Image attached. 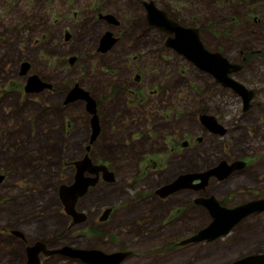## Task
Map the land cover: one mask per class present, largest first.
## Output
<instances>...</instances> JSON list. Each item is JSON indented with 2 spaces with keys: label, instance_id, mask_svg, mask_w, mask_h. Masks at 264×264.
I'll return each mask as SVG.
<instances>
[{
  "label": "rangeland",
  "instance_id": "1",
  "mask_svg": "<svg viewBox=\"0 0 264 264\" xmlns=\"http://www.w3.org/2000/svg\"><path fill=\"white\" fill-rule=\"evenodd\" d=\"M103 1L0 0V172L7 170L6 179L0 183V231L18 227L25 235V241H14L0 233V264H21L25 247L36 240L43 241L49 250L70 246L107 253L124 247L131 254L122 264H227L249 254L264 252V213L248 218L212 241L188 243L192 245L164 252L168 243L173 242L176 246L185 235L206 225L210 215L200 206L190 204L187 191L179 192L161 204L145 202L143 197L139 200L144 193L142 187L138 188L139 176L150 177L143 182L147 188L163 183L181 171L201 169L225 154L238 156L255 151L257 155H263L264 115L254 110V99L250 109L244 112L238 99H232L235 95L229 89L216 84L211 75L201 73L178 57L165 53V61L159 62L155 56H147L148 60L143 63L155 62L157 65L146 72L160 74L159 79L167 88L160 111L168 122L171 123L173 118L177 122L185 121L183 126L187 128L186 121L190 118L187 109L199 105L194 103L202 101L205 110L214 112L213 108L219 107L217 104L221 106L214 101L217 94L231 98L222 103L229 111L228 115L219 119L228 130L227 135L207 134L204 143L194 150L168 153L164 144V130L168 129L162 125L163 117L160 116L159 128L157 117L152 118L148 112L156 106L148 107L143 113L137 101L130 103L128 95L122 93L124 83L118 81L117 61L102 68L110 70L111 74L118 72L110 95L100 83V79L106 78L105 72L98 69L103 62L89 42L91 37L97 40L101 33V26L92 20L93 9L102 3L100 9L118 15L127 6L126 0ZM156 1L179 18L181 24L198 26L205 46L212 49L216 46L213 35L220 39L225 57L243 65L240 70L231 72L230 78L256 92L258 97L264 96L260 93L264 91V0ZM126 15L132 18L129 12ZM66 25L73 35L68 42L62 34ZM241 48H259L260 52L251 53L247 55L248 60L242 61ZM50 49L58 51L53 53ZM118 51V58L125 61L124 51ZM74 52L87 60L80 58L73 65H63L65 57ZM24 61L30 64L29 72L52 82L57 90L36 97L21 93L26 79V75H20V65ZM165 62L169 65L165 66ZM77 82L100 101L104 128L89 155L110 163L116 171V181L113 186L100 183L80 198L77 207L87 219L68 229L69 219L58 198L59 187L73 182L74 167L66 163L87 154L84 147L90 138L91 115L84 104L63 105L66 87L68 90ZM150 87L154 99L160 90L153 85ZM205 98L213 100L205 101ZM133 124L136 128L129 127ZM145 133L149 134V139ZM141 138L148 139L149 145H160L161 148L147 147L141 151L127 148L129 145L144 146ZM144 152L155 155L158 161L165 157L171 160L159 171L142 168L138 172L136 164H143L140 159ZM174 155H178L176 160ZM263 168L262 159L255 168L256 176L252 178V174L245 181H256ZM134 180H137L135 189H129L127 185ZM239 200L243 198L234 202ZM170 202H176L180 211L167 222L168 209L172 207ZM105 204L113 205L116 210L112 221L99 223L97 212ZM40 254V264H86L59 253Z\"/></svg>",
  "mask_w": 264,
  "mask_h": 264
},
{
  "label": "flooded vegetation",
  "instance_id": "2",
  "mask_svg": "<svg viewBox=\"0 0 264 264\" xmlns=\"http://www.w3.org/2000/svg\"><path fill=\"white\" fill-rule=\"evenodd\" d=\"M127 6L123 8V12L121 14H114L112 11L105 9L102 10L99 7H101L100 3L97 5V8L93 9V15L92 20H95L100 26H101V33L97 40H93L94 38H90V44L93 45V48L95 49V54L100 58V60L103 62L101 67L98 69L102 72H105L104 75L106 78L100 79V83L103 87L106 88V94L110 95L112 92L113 87L111 85H115V77L118 75V72L116 74L109 73L110 70H103L102 68L109 64V62L117 61V64L115 66L118 67V71L120 73V76L118 77V81L124 83V87L122 88V93L128 95V99H130V103L138 102V105L142 106V111L145 113L147 111L148 107L156 106L155 108H150L149 113L152 118L155 116L157 117L158 121L160 119V116L163 117V124L167 127V131L164 130L165 135V147L168 151V153L172 152H178L182 150V152L186 149L188 150H194V148L198 147L200 144L204 143L205 137L207 134H210L209 136H225L228 134V130H226V127L220 122L219 119H222V116L228 115V110L224 109L222 107L223 101L227 99H231L230 97L226 96V99L223 95L217 94L215 98L216 103H221V106L217 104L219 107L213 108L214 112H210L209 110L204 109V105L202 101H199L198 106H195L192 110L187 109L190 118L188 117L186 124L187 128L183 126V123L181 121H175V118H173V121L170 123L166 119V115L162 114L160 111V106L163 102H165L166 97V91L167 88H165V85L162 84V81L159 79L160 74H148L146 71L151 68L153 70V67H155L157 64L153 62V64H147L143 63L146 60H148L147 56H155L157 58V61H165L164 54L169 53L170 55L178 57L182 62H185L191 67H195L201 73H205L206 75L213 77V79L216 81V84L220 85L223 88L229 89L235 96L232 97V99L237 98L238 102L241 104V108L244 112L248 111L251 107V101L253 100V106L254 110H257L259 114L264 115V106L262 103H264V96L261 98L257 96V93L246 89L245 90H235L237 88H233L232 86H229V84L224 83L222 81H219L217 77H215L210 72L206 71L205 69H202L198 67L194 62L188 59L187 55L178 52V50L175 48V44L172 41H169L170 38L174 37V34H168L167 32H163L161 30V26H158L155 23H159L162 18L153 17L152 21H154V24L150 23L151 16L149 15L151 12V7H149L148 3L151 2L154 8H157L159 10H162L166 13L167 18L169 20L174 21L178 24H180L182 27H192L191 26H185L180 23V21L172 16L162 5H160L156 0H126ZM105 2V0L103 1ZM112 1L109 2V4ZM125 2V0L123 1ZM123 4V3H122ZM121 4V5H122ZM126 12H129V14H132V18H129L126 15ZM194 19L193 17H191ZM194 28L198 29V34L200 35V29L198 26H194ZM69 30V26H64L62 29V34L64 36V40L68 42L73 38V35ZM200 37V36H199ZM214 40L216 41V46L212 49L211 47H207L204 44V47L211 51V52H219L224 57V52L222 51V44L219 42L220 39H217L215 35H213ZM201 40V39H200ZM202 42V41H201ZM203 43V42H202ZM88 45V42L86 43ZM101 46L105 47V50H101ZM50 47V46H49ZM84 48H87L84 46ZM51 52L57 53L58 49H50ZM118 50H122L125 53V58L123 61L122 59L118 58L120 56V52ZM247 52V53H245ZM260 52L259 48L256 49H248V48H241L239 50V54L243 55L242 61L248 60L249 58L247 55L251 53H257ZM115 55V57H113ZM80 58H83L84 60H87L86 57H79L77 53H73L70 55H67L63 61V65H66L67 63L69 65H73L74 63H77L80 61ZM118 58V59H117ZM227 60L228 58L225 57ZM73 59V60H70ZM28 63V68L25 71V73H21L20 75H26L25 84L22 86L21 93H24L26 95H32V96H39L42 95L44 92H54L57 90L52 82H49L48 80L40 77L38 74L29 72L30 64L28 61H24ZM229 63L234 64L235 67L233 70H231L227 75L231 77V72L240 70L243 65L237 64L234 62H231L228 60ZM165 66H168L169 63L165 62ZM21 67V65H20ZM21 71V69H20ZM28 73V74H27ZM35 75L37 76L42 83L46 84L45 87L38 89V90H32V91H25V86L28 80L29 76ZM59 79V78H58ZM53 80V79H51ZM237 81V80H235ZM239 82V81H238ZM61 83V82H60ZM61 85H63L61 83ZM150 85H153L155 88H158L160 90V94L152 99L151 96L154 95V91H152ZM81 90L86 92L89 100L93 103V112H89L87 109V100L85 98L76 97L73 100H66L68 97V94L71 92V90L75 92V90ZM172 89H175L172 87ZM64 94V103L63 105H68L69 103H76L81 102L84 104L85 109L88 111V113L91 115L90 117V138L88 140V144L84 147L85 153L84 156L81 158H71L66 164H69L70 166L74 167L75 173L73 176V182L70 184L72 185L75 181L74 177L76 174V170L81 169V173L78 180V185L81 187V184L90 181V184L87 187V191L76 198V202L74 205V210L76 212V215L67 213L64 206L67 204L69 206V201L67 199L63 200L61 199V193L59 194L58 198L60 201V204L62 205V208L64 210V213L67 215V218L69 219L67 228L71 229L75 227L79 222H85L87 219V216H85V213L78 210L77 203L80 198L85 196L91 189L97 187L100 183H104L106 186L110 184L113 186L116 181L115 176V169L110 166V163L107 161H104L100 158H93L89 155V151H91L92 146L96 143L99 134L101 133V130L104 128L102 122H101V112L99 111V103L97 96L92 93L90 90L86 89L81 85V83H74L70 88L67 87L65 89ZM73 95L79 94V96L83 95L82 93H78V91ZM255 93L256 96L255 97ZM261 94H264V91L262 90L260 92ZM72 95V96H73ZM257 98V99H255ZM205 101H211L213 98H205ZM67 101V102H66ZM157 102V105L155 104ZM118 107V106H116ZM165 108V107H164ZM222 111V112H221ZM116 113V110L113 112ZM127 113L129 116H134V114ZM261 115L259 116L261 118ZM95 116V122H96V131H95V137L92 139L91 135L94 133L91 129L92 123L91 118ZM147 122V117L144 115V123ZM161 125V126H162ZM134 124L130 125L129 127L134 128ZM146 125H144L145 127ZM136 128V126H135ZM159 128H160V121H159ZM136 131L140 134V130L136 129ZM179 132V134H178ZM148 136V139L150 138L148 133H145ZM130 136L132 137V133H130ZM169 137L168 140L166 138ZM92 139V140H91ZM135 139V138H132ZM147 139V140H148ZM147 140L141 138L142 143L144 146L140 147H132L129 145L127 148L131 150L141 151L148 148H161L160 145H157L156 147L151 144L149 145ZM126 145V144H124ZM30 152H33V150H30ZM181 152V153H182ZM261 153H264V149H262ZM178 155H174V160H176ZM192 158V156H191ZM264 160V154L257 155V153L254 151L250 154H243L238 156H232L225 154L223 157H220L216 159L213 163H208V165L204 166L201 169H189L185 171L179 172L177 175H175L173 178L157 184V185H151L150 187H144L143 182L147 181L150 177L148 176H139L138 180H141L139 182L138 188H143L144 193L141 197H139V200L143 197L145 202H152L155 203H162V201L167 200L174 196L175 194L187 191L189 193L188 199L190 200V204H195L196 206H200L203 208L209 215L211 214V208L210 206L203 205L202 201L204 202V199H210L213 198L217 201L218 205L220 207L225 208H234L238 205H242L244 203H248L250 201H257L264 199V170L259 172L258 177H256V181L246 182L245 179H248L250 175L254 178L256 176L255 168L257 167L258 162ZM85 161V163L83 162ZM171 160V158H164L162 161H158L155 159V155H151L150 153L144 152L141 156L140 162L143 164L139 165L136 164L137 167H139L138 172L143 168L146 171L147 170H153L152 172L159 171L168 161ZM192 160H190V163ZM88 163L90 164L88 166ZM158 165H161L157 167ZM88 166V167H87ZM90 170H86V169ZM254 169V170H253ZM264 169V168H263ZM207 174L202 177L198 178L194 175L199 173H206ZM190 175L189 177H185V179L180 180L179 183L182 184L186 182V185L178 186L177 182L174 183L175 187L169 188L164 195L161 193V189L163 187H170L168 185L172 184L179 175ZM0 175L3 177L1 182L2 183L6 177H7V170H2L0 172ZM82 176V177H81ZM81 177V178H80ZM135 181L134 180L132 184L127 185L129 189H135ZM130 183V182H129ZM77 185V187H78ZM69 186V184H68ZM60 188V187H59ZM60 192V191H59ZM243 198V200H239L238 202H234L236 199ZM170 207L168 209L167 214V222L174 219V215H177V213L180 211V208L178 205H176V202H170ZM169 205V206H170ZM168 206V207H169ZM116 210V207H114L111 204H105L102 208H100L97 212V219L99 220V223L112 221L114 212ZM149 210H151L149 208ZM81 213L83 216H81ZM264 209L261 210H255L249 214H247L244 218H242L239 222H237L233 227H236L239 225V223H243L244 221L248 220V218L258 215H263ZM102 218V219H101ZM144 219V217H141ZM211 215H210V221L206 225H202L201 227L207 226L211 222ZM19 230L18 227H8V228H2L0 233L6 234L7 237H10L14 241L22 240L25 241V235L22 231L21 234L14 233V231ZM166 230V229H164ZM189 234L188 236L185 235V238L191 236ZM143 236L141 235L140 238ZM180 241L177 242L178 245L174 246L173 242H170L166 245V249L164 252L168 251H174L179 248H181L183 245ZM40 242L42 246H44L45 249H47V246L43 241L36 240L35 243ZM115 242V241H114ZM34 243V244H35ZM192 245V244H188ZM29 245L25 247L24 256L21 258L20 262L21 264H26L28 261V248ZM32 246V245H30ZM172 246V247H170ZM179 246V247H178ZM124 247H121L119 249H114L111 251H108L107 253H115V252H124L127 253L124 258L119 262V264L124 263L126 257H128L131 252L124 250ZM189 250V249H188ZM170 251V252H171ZM39 261L41 254H37ZM85 263V262H84ZM87 264V263H86Z\"/></svg>",
  "mask_w": 264,
  "mask_h": 264
},
{
  "label": "water",
  "instance_id": "3",
  "mask_svg": "<svg viewBox=\"0 0 264 264\" xmlns=\"http://www.w3.org/2000/svg\"><path fill=\"white\" fill-rule=\"evenodd\" d=\"M149 7H151V12H149L151 16L150 23L154 24V21H152V18L158 17L162 18L159 23H155L158 26H161V30L164 32H167L168 34H174L173 38H170L169 41L174 42L175 48L178 50V52H182L187 55L188 59L194 62L198 67L205 69L206 71L213 74L219 81H222L224 83H228L229 86H232L233 88H237L235 90H245V88L238 83L237 81L233 80L232 78L228 77V73L234 69L235 65L228 62V60L219 52H211L207 50L204 47V44L201 42L198 29L192 28V27H182L180 24L169 20L167 18V15L164 11L159 10L157 8H154L152 3H148ZM105 47L101 46V50H105ZM73 60V59H70ZM28 68L27 62L21 63V73H25V71ZM46 84L42 83V81L35 75L29 76L25 91H32V90H38L43 87H45ZM47 86V85H46ZM78 91V93H82L83 95L79 96L73 95L74 90L68 94V97L66 100H73L76 97H83L87 100V109L89 112H93V103L89 100L90 98L86 94V92L76 89L74 94ZM73 95V96H72ZM69 100V101H70ZM67 102V101H66ZM93 108V109H92ZM92 123V130L93 134L91 135V138L93 139L95 137V131H96V122H95V116L91 118ZM91 139V140H92ZM85 163V161L83 160ZM90 164L88 163V166ZM87 166V167H88ZM90 170V169H86ZM81 173V169L76 170L75 174V181L72 185L69 186H62L59 188V191L61 193V199L64 202V199L70 200L69 206L65 204L64 208L67 211V213L76 215V212L74 210V205L76 202V198L83 195L87 190V187L92 184L88 182H85L81 184V187L78 185L79 176ZM206 173H199L194 176L198 178L204 177ZM190 175L184 174L179 175V177L170 185V187H163L161 189V194L164 195L165 192L169 188L175 187L174 183L177 182L178 186L186 185V182L180 184L179 181L185 179V177H189ZM82 177V176H81ZM80 177V178H81ZM2 176L0 175V182L2 180ZM78 185V187H77ZM66 191V192H65ZM64 198V199H63ZM203 205L210 206L211 211V222L199 230H197L195 233H193L191 236L183 239L181 241V244L186 243H198L202 241H212L215 238L225 235L229 232V230L242 218H244L247 214L255 211V210H261L264 209V199L257 200V201H250L248 203H244L242 205H238L234 208H225L220 207L217 203V201L213 198L210 199H204V202L202 201ZM81 216L83 214L81 213ZM102 219V218H101ZM21 232L19 230L14 231V233ZM28 261L26 264H40L39 258L37 254L42 252L45 255H51L55 253L66 255L70 258H78L82 262H85L87 264H119V262L124 258V256L127 253L124 252H115V253H106L98 249H82V248H75L70 246H63L58 249L49 250L45 249L44 246L40 244V242H37L33 244L32 246H28ZM227 264H264V252H259L256 254H249L245 257H242L240 259L234 260L232 262H229Z\"/></svg>",
  "mask_w": 264,
  "mask_h": 264
}]
</instances>
